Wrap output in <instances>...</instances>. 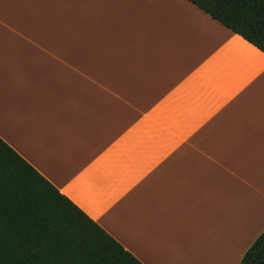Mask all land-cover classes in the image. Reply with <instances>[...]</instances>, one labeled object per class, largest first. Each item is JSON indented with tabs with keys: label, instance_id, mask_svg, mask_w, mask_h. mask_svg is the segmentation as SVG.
<instances>
[{
	"label": "crops",
	"instance_id": "0c3cea01",
	"mask_svg": "<svg viewBox=\"0 0 264 264\" xmlns=\"http://www.w3.org/2000/svg\"><path fill=\"white\" fill-rule=\"evenodd\" d=\"M0 139L142 264L264 230V53L187 0H0Z\"/></svg>",
	"mask_w": 264,
	"mask_h": 264
},
{
	"label": "trees",
	"instance_id": "16d2710c",
	"mask_svg": "<svg viewBox=\"0 0 264 264\" xmlns=\"http://www.w3.org/2000/svg\"><path fill=\"white\" fill-rule=\"evenodd\" d=\"M264 53V0H187ZM0 264H142L0 139ZM238 264H264V230Z\"/></svg>",
	"mask_w": 264,
	"mask_h": 264
},
{
	"label": "rangeland",
	"instance_id": "374dc122",
	"mask_svg": "<svg viewBox=\"0 0 264 264\" xmlns=\"http://www.w3.org/2000/svg\"><path fill=\"white\" fill-rule=\"evenodd\" d=\"M62 87H94L90 76H71L62 74Z\"/></svg>",
	"mask_w": 264,
	"mask_h": 264
}]
</instances>
